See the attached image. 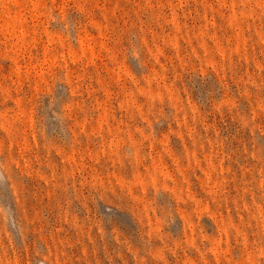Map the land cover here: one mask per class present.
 Segmentation results:
<instances>
[{
	"label": "rangeland",
	"instance_id": "374dc122",
	"mask_svg": "<svg viewBox=\"0 0 264 264\" xmlns=\"http://www.w3.org/2000/svg\"><path fill=\"white\" fill-rule=\"evenodd\" d=\"M0 264H264V0H0Z\"/></svg>",
	"mask_w": 264,
	"mask_h": 264
}]
</instances>
